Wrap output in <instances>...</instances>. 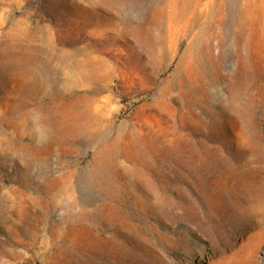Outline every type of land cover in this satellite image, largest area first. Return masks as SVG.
<instances>
[{
  "label": "rangeland",
  "instance_id": "obj_1",
  "mask_svg": "<svg viewBox=\"0 0 264 264\" xmlns=\"http://www.w3.org/2000/svg\"><path fill=\"white\" fill-rule=\"evenodd\" d=\"M0 264H264V0H0Z\"/></svg>",
  "mask_w": 264,
  "mask_h": 264
}]
</instances>
